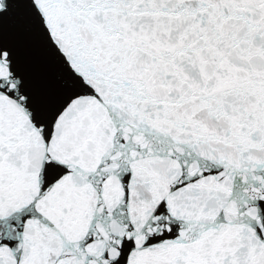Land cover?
<instances>
[{
  "label": "snow or ice",
  "instance_id": "1",
  "mask_svg": "<svg viewBox=\"0 0 264 264\" xmlns=\"http://www.w3.org/2000/svg\"><path fill=\"white\" fill-rule=\"evenodd\" d=\"M0 264H264V0H0Z\"/></svg>",
  "mask_w": 264,
  "mask_h": 264
}]
</instances>
